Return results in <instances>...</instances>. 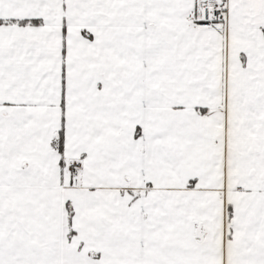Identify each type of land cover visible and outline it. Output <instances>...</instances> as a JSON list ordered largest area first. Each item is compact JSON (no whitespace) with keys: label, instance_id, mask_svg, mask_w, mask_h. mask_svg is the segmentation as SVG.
Here are the masks:
<instances>
[{"label":"snow or ice","instance_id":"6c2138e0","mask_svg":"<svg viewBox=\"0 0 264 264\" xmlns=\"http://www.w3.org/2000/svg\"><path fill=\"white\" fill-rule=\"evenodd\" d=\"M0 264H264V0H0Z\"/></svg>","mask_w":264,"mask_h":264}]
</instances>
